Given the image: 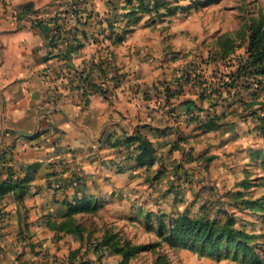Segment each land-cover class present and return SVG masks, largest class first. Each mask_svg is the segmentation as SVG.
<instances>
[{
	"label": "rangeland",
	"instance_id": "374dc122",
	"mask_svg": "<svg viewBox=\"0 0 264 264\" xmlns=\"http://www.w3.org/2000/svg\"><path fill=\"white\" fill-rule=\"evenodd\" d=\"M77 1H69L74 5L68 11L59 8L53 17L82 15V9L75 6ZM108 1L118 6L110 15H133L132 23L123 19L121 24L134 33L126 46L116 48L110 35L106 40H97L95 54L102 57L94 61L93 82L100 84L102 90L108 85L123 88L130 92L129 103L132 99L135 102L131 94L135 89L128 80L133 78L137 63L141 68L135 72L140 73L138 80L145 86L138 99L140 110L144 116L158 113L162 122L172 116L173 106L160 99L157 85L164 89L165 84L188 76L184 79L192 83L188 91L198 89L204 106L224 125L201 134L181 125L179 131L170 135L151 137L155 140L154 165L137 167L135 173L121 172L123 177L118 178V167L107 170V125L102 124L98 131L101 142L91 147V163L86 169L80 168L84 175L76 180L72 176L66 185H61L65 191L77 193L78 200H71L69 205L77 208L74 220L80 225L84 240L79 241L82 247L71 253L69 247L59 248L62 258L69 255L68 260L59 263L256 264L243 253L238 257L227 255L225 248L220 258L182 248L184 240L201 246L194 238L171 243L168 228L160 224L169 226L186 216L216 221L218 226L234 219L236 228L257 237L252 244L264 264V139L258 129L259 116H264V78L243 77L238 83H232L230 78L246 65L253 28L260 27L264 34V0ZM95 8L105 10L104 5ZM66 20L63 36L70 40ZM223 48L228 52L225 59L220 56ZM113 52L120 65L109 59ZM169 140L172 151L161 147ZM129 145L122 144L125 157L135 153V145ZM70 170L73 169L63 168L58 173ZM13 173L19 176L22 169ZM238 192L244 196L242 199L233 197ZM242 200L257 201L260 205L246 208L241 205ZM240 206L243 209L237 208ZM107 241L114 247L104 248L102 244ZM131 248L137 252L128 260H123L122 252H115ZM82 249L84 255H80ZM88 251H94L95 256L87 257ZM206 252L216 251L207 246ZM43 253L44 260L55 263L48 251Z\"/></svg>",
	"mask_w": 264,
	"mask_h": 264
},
{
	"label": "crops",
	"instance_id": "0c3cea01",
	"mask_svg": "<svg viewBox=\"0 0 264 264\" xmlns=\"http://www.w3.org/2000/svg\"><path fill=\"white\" fill-rule=\"evenodd\" d=\"M69 1L0 0V160L8 161L5 165L0 161L3 173L0 181L5 179L4 166L22 169V174L14 180L24 179L28 167L37 166L21 202L17 201V195L20 196L17 192L0 195V264H52V260H44L46 251L53 257L54 264H60L68 260L69 255L62 258L59 248L69 247L71 253L82 247L80 240L57 232L53 226L65 220L72 208L71 200H78L75 191H65L61 185H66L72 176L76 180L84 175L81 169L91 163V147L101 142L98 131L102 124L107 125V170L118 167V178L123 177L121 172L138 170V143L130 142L135 145V153L130 157L124 156L125 147L120 145L128 138L146 137L155 145L151 137L170 135L179 131L181 125L198 134L211 131L205 125L214 115L199 98L198 89L188 91L192 83L185 81V76L163 84L168 93L157 85L160 99L166 103L168 96L173 106L172 116L165 118L167 121L160 122L158 113L144 116L138 99L145 86L138 80L140 73L135 72L141 68L137 63L133 78L128 80L135 89L131 92L135 102L132 99L129 103V91L115 88L107 98L90 95L89 104L85 105L74 86L78 81L76 71L89 70L90 65L102 57L95 54L97 40H106L107 35L109 39L119 36L122 41L116 42L114 48L126 46L134 32L124 28L121 22L127 19L132 23L133 16L110 15L118 6L107 0H78L75 6L80 7L83 14L67 16L70 40L58 41L55 47L51 42L52 24L48 21L59 8L68 11L74 5ZM97 5H104L105 10H96ZM37 20L45 23L36 26ZM78 43L81 47L72 53L70 61L58 57L69 50V45ZM109 59L114 65L119 64L116 52L109 53ZM219 125L217 129L224 124ZM166 146L172 151L170 140L161 144L162 149ZM108 159L115 161L110 163ZM63 168L73 170L58 173ZM75 168L78 172H74ZM80 255H84L83 249ZM91 255L95 256V252L88 251L86 256Z\"/></svg>",
	"mask_w": 264,
	"mask_h": 264
},
{
	"label": "trees",
	"instance_id": "16d2710c",
	"mask_svg": "<svg viewBox=\"0 0 264 264\" xmlns=\"http://www.w3.org/2000/svg\"><path fill=\"white\" fill-rule=\"evenodd\" d=\"M28 11H32L31 9H28ZM33 13V12H31ZM76 17H81L82 15H79L77 13H74ZM67 14L64 16H56L49 19V23L52 24V31L54 32V35L52 37L51 42L55 43V47L58 44V41H68V39L63 38V31L65 30V20L67 19ZM133 16V15H128ZM45 23L43 20H37L36 26H40ZM67 23V21H66ZM71 30H69L70 32ZM261 28L260 27H254L251 36H250V44L248 47V53L249 57L245 62V67H240L238 69L237 74L235 77H230L233 79V82L238 83V81L243 78H250V77H263L264 78V34H261ZM74 41V38H73ZM116 42L122 41L119 36L115 38ZM57 43V44H56ZM54 47V46H53ZM81 47V44L78 43L77 46L75 44L69 45V50L58 57H60L62 60L70 61L72 58V53L75 52L77 49ZM221 58L225 59L228 56V52L226 51V48H223L221 53ZM91 64L89 70H83V71H76V79L77 85L75 88L80 92V96L82 97L84 104H89V97L90 95L99 94L103 97H107L111 93V89L115 88L117 86H111L108 85L106 90H102V87L100 84H97V82H93V69L95 68ZM102 70V69H101ZM188 79V76L187 78ZM75 81V80H74ZM113 82V81H111ZM227 86H233L232 84H226ZM164 90L166 93H168V88L164 87ZM110 92V93H109ZM167 102L169 103V97L167 96ZM199 121V119H196ZM202 122V121H200ZM259 132L264 139V116H259ZM218 117H209L208 122L205 125V128L208 129H217L219 127ZM136 141L138 143V150L139 155L137 156V167H151L155 163V147L153 143L146 137L142 136H135L132 138H128L127 141L124 143V145L130 146V142ZM123 144V143H122ZM120 144V145H122ZM2 163L5 165L6 162L4 159H1ZM6 169L5 179L0 181V195L6 193V192H17L20 194V196L17 195V201L21 202L23 199V196L27 193L29 189L30 182L33 180L35 173L37 171V166L31 165L27 169V174L24 179H16L14 180V168L12 166H4ZM2 172L0 170V176H2ZM235 199H242L241 197H244L240 192L233 195ZM244 204L246 208H253V207H259V202L257 201H251V200H242L241 205ZM238 209H243L242 206L237 207ZM77 208H71L68 214L65 216V220L58 224L54 225L53 229H55L57 232H64L65 234H71L79 240L83 241L84 236L82 235V230L80 225L76 223L74 220V212H76ZM233 219V218H231ZM234 219L231 220L228 223H225L224 225L218 226V223L216 221H209L208 219H200V220H193L189 217L182 216L179 217L177 220L172 221V223L169 226H165L163 223L160 224V226L168 228L169 230V241L171 243H177L178 241H181L182 239L187 238H194L195 241L201 242V246L199 244L195 243H189L188 241H182V248L184 249H190L197 251L200 255H210V256H216L217 258H220L223 255L222 249L225 248V253L227 255L233 254L234 257H238L239 254L243 253L244 256L252 257L256 264H262V260L260 259L259 254H257L256 250L257 247L252 244V242L257 238L254 235H251L247 232H245L243 229H239L235 227ZM114 247V244L111 243V241L104 242L102 246L104 248ZM209 246L211 249H213L216 252H206V247ZM122 249V248H121ZM115 250V252H122L123 253V260H128L129 257L134 255L137 250L135 248H131L128 250ZM127 262V261H126Z\"/></svg>",
	"mask_w": 264,
	"mask_h": 264
}]
</instances>
